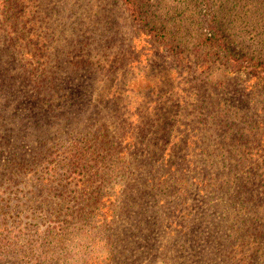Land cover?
I'll return each mask as SVG.
<instances>
[{
    "label": "rangeland",
    "instance_id": "obj_1",
    "mask_svg": "<svg viewBox=\"0 0 264 264\" xmlns=\"http://www.w3.org/2000/svg\"><path fill=\"white\" fill-rule=\"evenodd\" d=\"M161 1L159 21L187 28L178 56L122 0H0V264H264V227L248 224L264 220V86L203 72L198 0ZM207 1L236 54L261 37L257 0ZM74 148L94 151V182L46 180Z\"/></svg>",
    "mask_w": 264,
    "mask_h": 264
},
{
    "label": "trees",
    "instance_id": "obj_2",
    "mask_svg": "<svg viewBox=\"0 0 264 264\" xmlns=\"http://www.w3.org/2000/svg\"><path fill=\"white\" fill-rule=\"evenodd\" d=\"M5 1L7 3L2 4L3 10L5 8L11 9L13 6L8 5V3L13 4L15 0ZM252 1L256 0H229L231 8L238 5L244 6L246 4H252ZM257 1L258 2H256L254 6L258 5L264 9V0ZM122 2L129 14V17L148 37L154 38L160 46H162L164 49H167L172 54H175V56H178L182 53L180 51V41L184 40L186 42V40L177 37V32L182 29L187 30V28L178 27L176 32L173 33L164 22L159 21L161 18L158 14L160 9L157 6L163 5L161 0H156L155 3H153L151 0H122ZM198 3L201 8V10H199L201 19L198 21V36L196 38L189 36V38L193 41L192 51L202 62L200 65V67L204 69L202 71H211V66H214L215 63H217L232 73H244L248 76L249 80H252L258 85L261 84L264 86V26L257 27V22H254V24L250 22L252 17H255V15H257L258 18L261 16L259 8L254 9V6H252L251 12H249L248 16H246L245 22L248 24L250 22L252 29H259L261 37L259 35V39H251L247 43L240 41V45L242 48H244V51L242 54H236V48H233V45L236 42L232 40L231 35V38L228 36L226 37L219 30L218 26L216 25V13H213V11L210 9L212 5L209 4L207 0H198ZM41 49L47 48L42 46ZM144 125L147 126L148 123ZM109 138L110 135L108 133L102 135V139L104 141L102 142L101 149L102 152H106L108 155L110 154L111 149L108 147ZM40 143L41 147L40 149L34 150L35 153L43 155L44 153L51 151V147H46V140ZM93 153L94 151L90 153V151L88 152L87 150H83L81 148H74L72 149L70 155H65L62 159H58L57 153L55 156L56 161L51 162L46 168L45 174L48 177L46 180H50L52 177L62 175L63 177L66 176V180L69 183L74 184L75 187L79 188L85 187L86 182H94L86 178L92 169H90L91 167L85 162L86 158ZM20 159L22 160L23 157ZM35 160V155H26V163L23 164L22 160L18 162L16 167L19 168L23 167L24 165L27 166L31 161ZM97 163L99 162L97 161L96 164ZM83 195H87V193H83ZM85 202H87L86 204L90 203V205H92L89 197H87ZM92 206L100 208L106 207L100 199L96 200ZM87 207L88 205H86L84 209ZM257 208L259 210L260 207ZM261 216L264 217V214ZM242 222L246 223L247 221L244 222L243 220ZM248 224L253 226V228L264 227V220L263 218H251L248 220ZM102 242L103 241H101V243ZM109 245L110 244L107 243L105 244L106 253L111 252V250L107 248ZM107 257L108 260L112 259V253L108 254Z\"/></svg>",
    "mask_w": 264,
    "mask_h": 264
}]
</instances>
